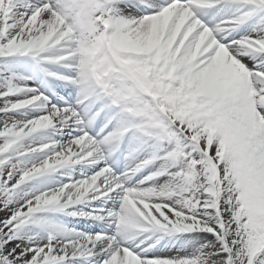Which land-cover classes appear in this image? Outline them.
I'll use <instances>...</instances> for the list:
<instances>
[{"label": "snow or ice", "instance_id": "snow-or-ice-1", "mask_svg": "<svg viewBox=\"0 0 264 264\" xmlns=\"http://www.w3.org/2000/svg\"><path fill=\"white\" fill-rule=\"evenodd\" d=\"M0 264H264V0H0Z\"/></svg>", "mask_w": 264, "mask_h": 264}]
</instances>
